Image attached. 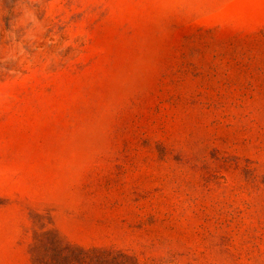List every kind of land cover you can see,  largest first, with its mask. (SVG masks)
I'll return each mask as SVG.
<instances>
[{"label":"rangeland","instance_id":"1","mask_svg":"<svg viewBox=\"0 0 264 264\" xmlns=\"http://www.w3.org/2000/svg\"><path fill=\"white\" fill-rule=\"evenodd\" d=\"M0 264H264V0H0Z\"/></svg>","mask_w":264,"mask_h":264}]
</instances>
